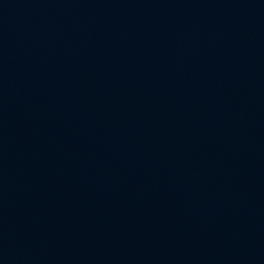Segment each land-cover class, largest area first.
<instances>
[{"label":"water","instance_id":"water-1","mask_svg":"<svg viewBox=\"0 0 264 264\" xmlns=\"http://www.w3.org/2000/svg\"><path fill=\"white\" fill-rule=\"evenodd\" d=\"M0 264H264V0H0Z\"/></svg>","mask_w":264,"mask_h":264}]
</instances>
